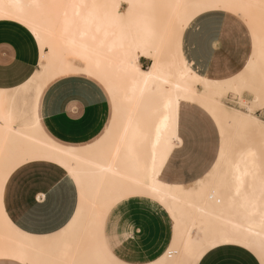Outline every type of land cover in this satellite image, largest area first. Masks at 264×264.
<instances>
[{
  "label": "snow or ice",
  "instance_id": "snow-or-ice-1",
  "mask_svg": "<svg viewBox=\"0 0 264 264\" xmlns=\"http://www.w3.org/2000/svg\"><path fill=\"white\" fill-rule=\"evenodd\" d=\"M113 8L0 0V21L14 22L34 57L14 84L0 82V264H134L113 219L135 200L171 216L160 264H217L226 251L264 264V0H130V22L114 21ZM226 43L243 51L242 70L205 76L198 52ZM141 54L152 71H140ZM69 76L111 105L84 147L42 126L47 91ZM34 169L66 193L44 235L6 207Z\"/></svg>",
  "mask_w": 264,
  "mask_h": 264
},
{
  "label": "crops",
  "instance_id": "crops-1",
  "mask_svg": "<svg viewBox=\"0 0 264 264\" xmlns=\"http://www.w3.org/2000/svg\"><path fill=\"white\" fill-rule=\"evenodd\" d=\"M230 55L229 43L211 50L204 45L198 52V59L205 76L225 78L242 70L245 63L243 51L232 53L233 58ZM33 59L31 46L17 26L0 22V82L14 84L32 68ZM110 115L109 101L92 87L86 77L69 76L61 78L47 91L42 126L54 141L83 147L100 134ZM65 196L60 185L53 183L51 175L43 169H34L22 178L19 188L9 195L6 207L19 223L37 228L34 232L36 235H44L39 226L61 209ZM137 204L131 202L122 207L113 219L120 235L127 231L122 255L134 263L157 258L171 239V223L167 216L152 203L166 216L167 221L150 207L143 208L140 202V206ZM164 222L168 223L170 229L167 242L166 237L161 235V228L166 225ZM149 250L151 253L148 256ZM245 259L236 252L227 251L216 257L217 264H239Z\"/></svg>",
  "mask_w": 264,
  "mask_h": 264
},
{
  "label": "bare ground",
  "instance_id": "bare-ground-1",
  "mask_svg": "<svg viewBox=\"0 0 264 264\" xmlns=\"http://www.w3.org/2000/svg\"><path fill=\"white\" fill-rule=\"evenodd\" d=\"M99 2L101 3H108V4H118L119 5V8H113V9H109V13H110V16L111 18L115 21V20H125V22H130L128 20V17L126 16V13L128 12V4L130 3V0H99ZM0 22H9V23H14L12 21H0ZM147 58L149 60V66L146 70L140 68V62L139 60L141 58ZM136 62L140 68V71L141 72H144V73H147V72H150L152 71V65L153 63H155V61L153 60L152 56H149V55H143L141 54L140 56H138L136 58ZM111 106V105H110ZM84 147V146H83ZM149 201V200H148ZM151 202V201H149ZM152 204L156 205L166 216L167 218L169 219L170 223H171V238H172V235H173V222L171 220V216L170 214L167 213V210L160 207L158 204H155L153 202H151ZM171 243V239H170V242L168 245H170ZM168 249L167 247L163 250V252L160 254V256H158L156 258V264H160V261L165 257L166 253H167ZM176 257H172V256H169V259H175Z\"/></svg>",
  "mask_w": 264,
  "mask_h": 264
},
{
  "label": "rangeland",
  "instance_id": "rangeland-1",
  "mask_svg": "<svg viewBox=\"0 0 264 264\" xmlns=\"http://www.w3.org/2000/svg\"><path fill=\"white\" fill-rule=\"evenodd\" d=\"M229 47H230V52H231V58H233V55H232V53H242V50L241 49H236V48H234V46L232 45V44H230L229 43ZM139 62H140V68H142V69H144V70H146L147 68H148V66H149V60L147 59V58H141L140 60H139ZM188 175L189 176H191L192 175V173H191V171L189 170V173H188ZM177 178V176H176V174L175 173H173V179H176ZM179 179H181V180H183V179H185V177H184V175L181 173L180 175H179V177H178ZM190 182V181H189ZM139 200H135V201H132V202H137L138 204H137V206L139 205V202L142 204V207L143 208H151L153 211H155L156 213H158V215L162 218V219H165V221H167V218H166V216H164V214L158 209V208H156L155 206H153L152 204H151V202H149L148 200H140L139 202H138ZM129 204H126V205H124L123 207H126V206H128ZM140 206V205H139ZM159 221H160V219H159ZM158 221V222H159ZM164 223H166V222H164ZM161 235H163V237H166V242L168 241V239H169V236H170V229H169V225H168V223H166V225H164V226H162V228H161ZM166 242H164V243H166ZM163 243V244H164ZM150 253H151V250H149L148 251V253H147V255L149 256L150 255ZM135 264V263H134Z\"/></svg>",
  "mask_w": 264,
  "mask_h": 264
}]
</instances>
